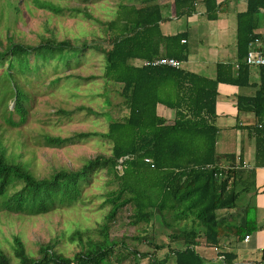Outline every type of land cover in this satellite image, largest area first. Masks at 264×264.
<instances>
[{"label": "trees", "instance_id": "16d2710c", "mask_svg": "<svg viewBox=\"0 0 264 264\" xmlns=\"http://www.w3.org/2000/svg\"><path fill=\"white\" fill-rule=\"evenodd\" d=\"M34 1L56 14L63 10L51 0ZM196 1L174 0L177 16L195 12ZM203 1L207 16L216 18L221 5L218 0ZM262 7L264 0H249L247 11L238 15V49L244 62L249 43L256 38L254 14ZM71 9L93 16L87 6ZM164 19L159 0H137L121 4L117 18L100 21L105 34L99 42H90L87 37L80 41L58 39L53 28H49L50 36L40 34L38 43L27 42L20 36L23 32L10 26L6 43L0 35V65L8 61L6 72L0 74V104L7 98L14 103L13 109L7 108L0 115L3 123L17 126L28 118L31 94L19 83L21 74L38 72L53 59L70 64L89 48L104 54L105 77L121 84L120 92L128 107L123 118L109 115L107 131L80 132L66 138L45 134L48 144L57 145L73 138L101 135L112 143V149L110 154L87 158L78 168L62 167L44 177L34 173L31 160H24L22 145L21 152L10 148L15 143L7 144L0 132V209L39 214L56 204L71 205L82 194L83 183L100 169L107 170L110 181L116 183L106 192L105 202L111 207L103 222L93 230L77 228L68 235L81 247L74 255L57 250L56 236L39 242V255L34 256L21 236L14 234L15 258L0 245V264H140L145 258L149 264H217L197 249L200 239L206 245L219 247L217 255L223 256L219 261L235 264L236 253L222 251L221 239L235 236L238 242L250 233L254 227L249 224L253 208L249 205L238 210L237 222H221L219 218V210L236 209L239 205V192L229 182L233 174H226L216 164V101L218 82L224 77L214 80L182 66L141 64L142 60L162 56L187 59L185 32L164 34ZM170 83L177 91L175 97L168 98L163 92L168 91ZM160 106L175 110L172 121H168ZM123 209L129 210L132 225H149L159 214L171 231L163 240L158 239L155 229L141 234L147 232L142 227L133 236L138 242H130L126 236H111L112 223ZM145 241L152 250H141ZM162 249L167 252L160 257ZM261 262L264 264V253Z\"/></svg>", "mask_w": 264, "mask_h": 264}, {"label": "rangeland", "instance_id": "374dc122", "mask_svg": "<svg viewBox=\"0 0 264 264\" xmlns=\"http://www.w3.org/2000/svg\"><path fill=\"white\" fill-rule=\"evenodd\" d=\"M51 1L62 6L63 10L56 14L34 0H0V35L5 43L6 35L10 33L9 26L23 32L20 36L30 43H38L41 40L40 34L52 35L49 28L55 30L58 39L78 38L80 41L87 37L90 42H99L105 34L104 25L100 21L117 18L123 3H137V0ZM75 6H87L93 16L71 9ZM108 34L110 36L112 33L109 31ZM3 63L0 65L1 75L8 67L7 60ZM105 63L101 51L89 48L80 57L73 58L70 64L53 59L38 72L18 74L19 83L31 94L28 118L24 123L14 126L3 123L0 117V132L7 144L15 143L10 148L21 152L22 145L23 158L31 160V168L38 177L49 176L62 167L78 168L87 158L99 153H111L112 143L101 135L73 138L59 145L48 144L44 139L45 134L66 138L80 132L107 131L111 119L109 115L120 119L128 114L125 98L120 92L121 84L106 79ZM56 77L60 79L53 81ZM176 91L177 87L170 83L168 91L163 93L169 98L175 97ZM7 108H14L10 98L0 104V115ZM62 109L69 113L62 112ZM164 109L175 112L165 106ZM15 117L18 119L17 114ZM111 178L105 169L96 171L88 182L83 183L82 194L73 204H56L44 213L20 214L0 209V245L14 257L13 235L19 234L28 252L38 256L39 242H47L57 236V250L69 256L74 255L81 247L77 241H70L68 235L77 228L93 230L103 222L111 207L105 202L106 192L116 187V183L110 181ZM128 214L129 210L119 211L110 229L111 236H126L128 241L138 242L133 236L139 234L142 227L147 232L141 234H149L155 229L158 239L163 240L166 233L171 231L159 214L155 215L149 225L130 224ZM140 248L153 249L146 241ZM166 252L167 249L160 250V257ZM140 264H149L148 259H142ZM169 264L174 263L170 261Z\"/></svg>", "mask_w": 264, "mask_h": 264}, {"label": "crops", "instance_id": "0c3cea01", "mask_svg": "<svg viewBox=\"0 0 264 264\" xmlns=\"http://www.w3.org/2000/svg\"><path fill=\"white\" fill-rule=\"evenodd\" d=\"M196 2L195 12L178 17L174 0H159L165 17L161 28L166 35L185 32L184 69L214 80L224 77L218 82L216 101V164L226 174H233L229 182L239 192V205L219 210V218L237 222L238 210L251 205L249 224L254 227L247 233L248 240L223 237L220 249L235 252V264H256L264 253V66H249L239 56L238 15L247 11L249 0H218L221 5L216 18L207 16L203 0ZM254 22L253 32L264 44L263 7L254 14ZM160 109L168 121L175 117V112ZM197 249L208 261L225 264L218 260L215 246L206 245L203 239Z\"/></svg>", "mask_w": 264, "mask_h": 264}, {"label": "built area", "instance_id": "2783aa9c", "mask_svg": "<svg viewBox=\"0 0 264 264\" xmlns=\"http://www.w3.org/2000/svg\"><path fill=\"white\" fill-rule=\"evenodd\" d=\"M245 62L249 66L252 65H259V66H264V44L262 40L259 37H256L254 40H252L249 43V49L247 52V55L245 57ZM141 64H146V65H171V66H176V67H181L183 62L175 57H168V56H162V57H157L155 59L151 60H142L140 62ZM236 68H240V64H236ZM264 125V124H262ZM149 160V159H148ZM250 237L249 234L245 236V240H248ZM215 250L219 252V248L215 247ZM218 258H223V256H218ZM258 264H262L261 260L259 261Z\"/></svg>", "mask_w": 264, "mask_h": 264}, {"label": "clouds", "instance_id": "9594fccd", "mask_svg": "<svg viewBox=\"0 0 264 264\" xmlns=\"http://www.w3.org/2000/svg\"><path fill=\"white\" fill-rule=\"evenodd\" d=\"M13 6H15V7H16V9H19V8H18V6H17V5H15L14 3H13Z\"/></svg>", "mask_w": 264, "mask_h": 264}]
</instances>
